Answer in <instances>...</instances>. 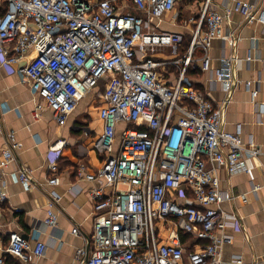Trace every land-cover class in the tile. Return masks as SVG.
Instances as JSON below:
<instances>
[{"label":"built area","instance_id":"2783aa9c","mask_svg":"<svg viewBox=\"0 0 264 264\" xmlns=\"http://www.w3.org/2000/svg\"><path fill=\"white\" fill-rule=\"evenodd\" d=\"M212 2L202 0L193 13L190 46L182 55L185 34L160 31L156 23L170 14L177 23L178 0H0V64L17 72L44 100L59 127L68 123L84 96L104 84V129L93 137L103 165L93 173L80 165L77 172L79 180L100 184L89 193L92 249L77 251L79 264H225V239L218 231L242 224L222 204L248 199L223 193L219 172L250 174L249 158L262 151L242 142L240 125L234 132L223 128L221 109L187 73L200 62V70L212 74L211 82L232 92L236 57L223 56L213 68L210 50L215 40L233 44L234 34L225 23L234 13L249 22L256 15L251 4L237 2L221 12ZM260 19L264 22V15ZM167 50L171 56L161 54ZM31 52L36 56L26 59ZM244 87L256 103L258 91L251 82ZM259 110L264 112V103ZM6 112L0 109V142H5L0 205L9 199L8 177L28 192L34 184L29 167L9 171L22 146L3 124ZM58 144L52 151L64 147ZM49 170L48 184L60 186L58 163L52 161ZM261 188L257 184L253 191ZM49 195L44 225L56 228L60 197L53 191ZM163 230L170 231L168 238ZM72 233L77 235L78 228ZM181 233L192 236L194 250L182 243ZM46 251L44 242L13 232L7 244L0 243V264H6V256L41 264Z\"/></svg>","mask_w":264,"mask_h":264},{"label":"crops","instance_id":"0c3cea01","mask_svg":"<svg viewBox=\"0 0 264 264\" xmlns=\"http://www.w3.org/2000/svg\"><path fill=\"white\" fill-rule=\"evenodd\" d=\"M89 1L97 3L99 0ZM237 2L254 6L256 20L249 22L243 15L234 13L230 21L225 23L234 34L233 44L215 40L210 50L213 68L219 66L223 56L236 57L234 89L226 93L220 83L211 82L212 74L203 73L199 68L200 62L197 65L201 72L193 80L198 89L221 109L223 128L234 132L240 125L242 142L248 148L258 147L262 151L258 157L249 158L248 163L252 168L250 174L230 175L226 170L219 172L222 192L234 196L244 194L248 201L244 203L238 198L222 204L221 208L225 212L238 216L242 227L224 228L218 231V236L225 239L222 248L225 264H239V260L242 264H264V112L259 110V104L264 103V22L260 19L264 15V0H213L212 4L223 12L227 6ZM184 4L183 10L179 8L181 18L177 23L173 20L174 14L156 22L160 31L191 36L188 33L191 25L182 26L180 22L185 16L193 14L194 8L197 11V4L201 2L185 0ZM127 11L134 12L131 7ZM160 24H164L163 29ZM201 55L198 52L196 58ZM35 56L36 53L31 52L26 59ZM246 82H251L252 90L258 91L255 99L258 105L253 102L251 91L245 89ZM102 93L99 87L84 96L68 123L59 127L44 100L21 82L17 72L0 64V109L7 110L2 116L3 124L6 130L15 132L22 146L9 171L29 167L34 180L28 192L25 186L14 183L8 177L9 199L0 205V243H8L13 232L21 233L29 241L44 242L47 251L40 260L41 264H79L77 251L92 249L94 207L89 193L100 184L79 180L77 172L80 165H85L89 173L97 172L103 165L104 156L93 150V137L104 129L100 109L94 111L102 107ZM97 95L99 100L95 101ZM94 102L98 105L95 106ZM58 142L64 147L52 151ZM4 148L5 142L1 141L0 151ZM52 161L59 165L61 185L57 187L48 184L51 177L49 164ZM257 184H261L262 188L254 192L253 188ZM51 191L60 197L55 205L59 215L56 228L44 225ZM17 208L21 209L20 213ZM21 221L26 224V228ZM34 228L40 231L36 233ZM75 228H78L77 235L72 233ZM162 235L168 238L170 231L163 230ZM187 236L192 238L191 235Z\"/></svg>","mask_w":264,"mask_h":264},{"label":"trees","instance_id":"16d2710c","mask_svg":"<svg viewBox=\"0 0 264 264\" xmlns=\"http://www.w3.org/2000/svg\"><path fill=\"white\" fill-rule=\"evenodd\" d=\"M187 37H189V40H186ZM190 42H191V36H185L184 44L181 48L182 55L186 53L187 49L190 46ZM200 72L201 71L198 68L194 70L190 69L187 73V77L193 80L196 76H198V73ZM194 86L198 88L196 84H194ZM21 222H22V225L26 228L27 227L26 224L23 221ZM1 238H2V235L0 234V239ZM3 240L7 241L8 239L4 238ZM181 240L184 245L189 243L192 246L191 250H194L193 246H195L196 243H195V240H193L190 236H187L186 234L181 233ZM6 264H22V263L19 260L12 258L11 256H6Z\"/></svg>","mask_w":264,"mask_h":264},{"label":"rangeland","instance_id":"374dc122","mask_svg":"<svg viewBox=\"0 0 264 264\" xmlns=\"http://www.w3.org/2000/svg\"><path fill=\"white\" fill-rule=\"evenodd\" d=\"M184 1L185 0H180V3H179V5H178V7H177V14H178V19L180 20V18H181V14H180V9L179 8H181L182 10L184 9L183 7L186 5V4H184ZM192 1H194V0H192ZM199 2H202L201 0H199ZM198 5V7H199V4H197ZM194 10V12H195V8L193 9ZM198 10V9H197ZM132 13H135V12H132ZM192 16H193V14H191L190 16H185L182 20H181V22H180V24L182 25V26H186V25H191V23H190V19L192 18ZM186 20H187V22H186ZM183 23V24H182ZM155 26H156V24H154ZM158 27V26H157ZM160 27L163 29L164 28V24H160ZM157 30H159L158 28H157ZM186 40H189V37H187L186 38ZM161 54H163V55H166V56H171L172 55V53H171V51H169V50H167V51H164V52H161ZM100 89H101V92L104 90V84L101 82L100 83ZM101 94V93H100ZM99 100V95H97L96 96V98H95V101H98ZM95 104V106H97L98 105V103L97 102H94ZM101 107H99V108H97V110H95L94 109V111L96 112V111H99V109H100ZM133 126H130V128H132Z\"/></svg>","mask_w":264,"mask_h":264},{"label":"water","instance_id":"95a60500","mask_svg":"<svg viewBox=\"0 0 264 264\" xmlns=\"http://www.w3.org/2000/svg\"><path fill=\"white\" fill-rule=\"evenodd\" d=\"M234 82H235V76H234ZM23 238H25L26 240H28V237H24V236H23Z\"/></svg>","mask_w":264,"mask_h":264},{"label":"bare ground","instance_id":"6f19581e","mask_svg":"<svg viewBox=\"0 0 264 264\" xmlns=\"http://www.w3.org/2000/svg\"><path fill=\"white\" fill-rule=\"evenodd\" d=\"M57 146L61 147V146H62V144H59V145H57ZM57 146H56V147H57ZM59 147H58V148H59Z\"/></svg>","mask_w":264,"mask_h":264}]
</instances>
